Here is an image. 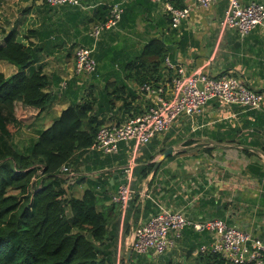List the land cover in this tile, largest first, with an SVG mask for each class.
<instances>
[{
	"label": "crops",
	"instance_id": "crops-1",
	"mask_svg": "<svg viewBox=\"0 0 264 264\" xmlns=\"http://www.w3.org/2000/svg\"><path fill=\"white\" fill-rule=\"evenodd\" d=\"M239 1L242 5L264 3V0ZM115 2L123 3L124 13L118 25L105 30L95 44V72L76 73V50L82 45L94 46L88 33L93 24L107 16L106 13L97 19L99 7ZM180 5L183 6L177 4L189 10V15L174 27L164 3L151 0H78L77 4L55 7L46 4L45 0H0V45L5 44L7 33L15 31L18 41L44 43L47 48L42 53L44 59L32 64L25 72L30 74L42 68L51 82L46 91L53 92L54 99L38 118L25 122L21 129L34 134L32 140L35 141L75 98L91 100L93 110L89 114L103 121L102 125L121 123L143 113L154 96L141 92L142 75L136 74L134 62L154 38L162 39L166 46L160 73L151 79L155 82L164 81L167 75L164 60L168 57L187 74L199 70L212 77L232 74L249 87L264 92V24L241 37L234 28H221L228 7L226 0H219L209 7L199 6L195 0H180ZM19 6L23 11L17 13ZM48 21L54 23L53 38L51 41L40 40L36 31ZM0 66V72L6 77L19 71L16 65L3 59H0ZM100 76L102 78L96 79ZM107 88L118 97L114 104H108V99L103 98ZM100 103H104L101 111ZM261 113H264L261 108L247 109L211 100L201 113L193 118L180 117L170 131L154 137L147 144L137 146L133 141L122 142L119 151L112 154L92 148L85 154L77 153L80 162L74 159L68 164L70 170L75 171L76 163L77 171L71 178L72 185L64 184L67 197L79 198L87 193L90 202L98 208L103 204L115 205L121 222L117 239L111 247L114 264H127L134 226L147 222L161 207L180 212L195 222L216 218L226 220L264 242V177L250 174L247 167L258 159L243 151L253 147L244 142L245 139L249 141L248 131L262 132V128L253 126L254 123L264 126ZM176 144L183 145L186 151H176L166 158L149 182L150 174L137 185L133 183L135 167L149 161L152 155L155 165L164 150L171 146L177 150ZM258 148L264 151L262 147ZM128 166H132L128 179L132 187L136 185L133 190L140 195L137 206L140 205L139 212L131 215L127 227L124 222L132 201L122 215L120 207L111 201V195L122 184L116 182L115 174ZM257 182L259 185L255 186ZM105 190H108L109 199H104ZM147 199L151 201L150 208L146 205ZM215 238L213 232L187 227L164 254L133 251L130 264L138 259L145 264H178V253L188 251L190 257L197 258L200 264L197 250L202 245H210ZM194 247H198L196 252Z\"/></svg>",
	"mask_w": 264,
	"mask_h": 264
},
{
	"label": "trees",
	"instance_id": "trees-1",
	"mask_svg": "<svg viewBox=\"0 0 264 264\" xmlns=\"http://www.w3.org/2000/svg\"><path fill=\"white\" fill-rule=\"evenodd\" d=\"M171 1L176 6H183L180 0ZM111 4L99 7L97 19L106 13L108 16ZM53 25V21H48L36 31L40 40H52ZM46 49L44 43L18 41L15 31L7 33L5 44L0 45V59L19 69L9 77L0 72V264H114L111 247L117 239L120 213L115 205L96 207L87 193L79 198H68L67 188L63 185H72L69 181L77 171L76 163L75 171L61 172L62 166L70 165L74 159L80 162L77 153L85 154L92 148L97 132L103 126V121L89 114L93 102L72 100L25 150L19 149L14 142L16 131L25 122L38 118L53 102L54 93L46 91L51 82L42 68L30 74L25 72L32 64L44 59L42 53ZM165 56V41L150 40L134 62L136 74L142 75L140 83L154 81L151 79L160 73ZM102 95L108 99V104H114L118 98L109 92V88ZM4 108L10 115L5 114ZM103 108L104 103H100L99 110ZM256 141L245 139L244 142L257 147ZM243 151L252 155L249 148ZM153 159L152 155L149 161L133 169L136 178L133 183L137 185L138 181L148 177L154 167ZM262 167L260 162H254L247 170L251 175L264 177ZM136 185H133L134 189ZM12 190L17 193H11ZM104 194V199L110 198L108 190ZM139 200L140 195L135 194L124 222L127 227L131 215L139 212ZM146 205L152 206L149 199ZM197 248H193L194 252ZM196 255L200 264H227L215 253L204 254L197 250ZM131 264L145 263L138 259Z\"/></svg>",
	"mask_w": 264,
	"mask_h": 264
},
{
	"label": "built area",
	"instance_id": "built-area-1",
	"mask_svg": "<svg viewBox=\"0 0 264 264\" xmlns=\"http://www.w3.org/2000/svg\"><path fill=\"white\" fill-rule=\"evenodd\" d=\"M49 5L59 6L67 3L77 4L78 0H45ZM164 3L171 23L178 26L189 15L187 8L176 6L171 0H151ZM219 0H195L201 7H209ZM228 7L221 21V28H234L241 37L246 36L255 27L264 24V3L252 2L242 5L239 0H226ZM124 13L122 2L111 4L105 20L93 24L88 35L94 46L82 45L76 50L75 72L92 73L97 68L94 57L95 44L105 30L115 28ZM167 75L164 81H148L140 90L148 96H154L147 109L121 123H108L100 127L92 149L106 154L119 151L122 142L133 141L135 145L147 144L160 135L167 133L179 121L180 117H195L211 101L223 104H237L247 109H260L264 105V92L249 87L244 81L232 74L212 77L202 71L187 74L183 67L164 60ZM69 165L61 168L62 173L69 172ZM132 166L126 167L130 175ZM135 196L131 181L120 184L111 201L120 207L125 215ZM187 227L197 231H209L216 234L210 245H202L201 253L220 255L227 264H264V242L245 229L226 220L216 218L202 222L191 221L182 213L161 207L147 222L134 226L131 235L133 251L138 254L153 252L162 255L171 249Z\"/></svg>",
	"mask_w": 264,
	"mask_h": 264
},
{
	"label": "rangeland",
	"instance_id": "rangeland-1",
	"mask_svg": "<svg viewBox=\"0 0 264 264\" xmlns=\"http://www.w3.org/2000/svg\"><path fill=\"white\" fill-rule=\"evenodd\" d=\"M6 1V0H5ZM11 8V5L10 7ZM20 11H23V8L22 7H18V11L17 13H19ZM5 68V67H4ZM0 69H2V67L0 66ZM97 78H102L101 76L100 77H96ZM104 78V77H103ZM261 110L264 111V108ZM4 112L5 114L7 115H10V113L8 112V110L6 108H4ZM261 115H264V113H261ZM178 122V121H177ZM176 122V123H177ZM175 123V125H176ZM174 125V126H175ZM254 127L258 126L257 128H262V132H259V133H256V132H252L250 131V133L248 134L249 135V140L251 139H256L258 141L257 144L258 146L257 147H252L253 149H250L252 151V157L255 156L254 158L258 159V162L261 163V165H263V171H264V151H262L261 149H259L258 147H264V126L261 127V125H256V123H254L253 125ZM260 126V127H259ZM22 128V127H21ZM18 129L15 133V138H14V142L15 144L19 147V149L21 150H25L27 146H29L30 142L32 141V137H34L33 135L34 134H29L27 133L25 130H22V129ZM176 151L177 152H185L186 150L183 149V145L181 144H176ZM176 152V153H177ZM236 153V152H235ZM259 154V156H257ZM74 182V180H72V183ZM69 183H71V180L69 181ZM259 183H255V186H258ZM64 187H66V185H63ZM264 190V189H263ZM11 193H17V190H12L10 191ZM134 199V198H133ZM132 199V200H133ZM117 205V204H116ZM69 218V216H68ZM190 251L188 252H185L183 254H179L178 253V258H177V262L178 264H198V260L197 258H193V257H190ZM156 263V262H155ZM154 264V263H153Z\"/></svg>",
	"mask_w": 264,
	"mask_h": 264
},
{
	"label": "water",
	"instance_id": "water-1",
	"mask_svg": "<svg viewBox=\"0 0 264 264\" xmlns=\"http://www.w3.org/2000/svg\"><path fill=\"white\" fill-rule=\"evenodd\" d=\"M249 149H253L252 147H248ZM176 150L173 146L167 148L166 150H164L160 156L158 157V159L156 160V163L154 165V169L150 172V175L148 177V182L151 180L154 172L158 169V167L160 166V164L169 156L175 154ZM115 178H116V182L117 183H122V184H127L129 183V179H128V173L126 172V167H123L117 174H115ZM133 254V246L130 245V247L127 250V264H130V260Z\"/></svg>",
	"mask_w": 264,
	"mask_h": 264
}]
</instances>
